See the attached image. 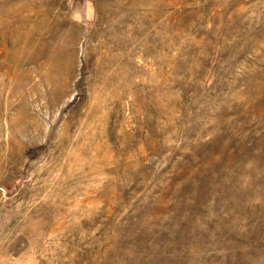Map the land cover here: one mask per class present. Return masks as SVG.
<instances>
[{"label": "rangeland", "instance_id": "obj_1", "mask_svg": "<svg viewBox=\"0 0 264 264\" xmlns=\"http://www.w3.org/2000/svg\"><path fill=\"white\" fill-rule=\"evenodd\" d=\"M0 264H264V0H0Z\"/></svg>", "mask_w": 264, "mask_h": 264}, {"label": "trees", "instance_id": "obj_2", "mask_svg": "<svg viewBox=\"0 0 264 264\" xmlns=\"http://www.w3.org/2000/svg\"><path fill=\"white\" fill-rule=\"evenodd\" d=\"M44 150V148H38L35 151H31L28 153V156L32 159H34L40 152H42Z\"/></svg>", "mask_w": 264, "mask_h": 264}]
</instances>
